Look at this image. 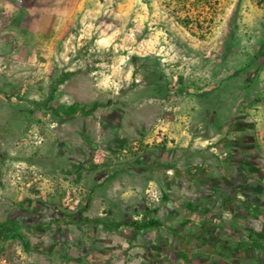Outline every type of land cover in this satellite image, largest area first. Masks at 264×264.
<instances>
[{"label":"crops","instance_id":"0c3cea01","mask_svg":"<svg viewBox=\"0 0 264 264\" xmlns=\"http://www.w3.org/2000/svg\"><path fill=\"white\" fill-rule=\"evenodd\" d=\"M69 5H26L24 68H40L41 43L56 38ZM243 57L245 67L251 57ZM204 74L174 103L152 99L60 127L32 122L35 96H27L15 112L25 125L1 132L0 256L14 264H248L264 233V81L200 89ZM70 198L81 202L74 212ZM149 219L161 226L123 225Z\"/></svg>","mask_w":264,"mask_h":264},{"label":"rangeland","instance_id":"374dc122","mask_svg":"<svg viewBox=\"0 0 264 264\" xmlns=\"http://www.w3.org/2000/svg\"><path fill=\"white\" fill-rule=\"evenodd\" d=\"M29 2L0 0V149L3 129L25 125L15 112L27 96H35L32 122L60 127L94 112L126 114L152 99L174 103L202 72L200 89L264 81V0H72L56 38L41 43L40 68L26 69L21 31ZM244 55L251 57L245 67ZM29 78L42 83H24ZM80 204L70 198V211ZM254 239L260 245L248 264H264V233Z\"/></svg>","mask_w":264,"mask_h":264},{"label":"trees","instance_id":"16d2710c","mask_svg":"<svg viewBox=\"0 0 264 264\" xmlns=\"http://www.w3.org/2000/svg\"><path fill=\"white\" fill-rule=\"evenodd\" d=\"M125 227L132 228L136 231L145 230L150 228L160 227L161 223L155 219H149L146 222H127L123 224Z\"/></svg>","mask_w":264,"mask_h":264},{"label":"built area","instance_id":"2783aa9c","mask_svg":"<svg viewBox=\"0 0 264 264\" xmlns=\"http://www.w3.org/2000/svg\"><path fill=\"white\" fill-rule=\"evenodd\" d=\"M0 264H14L7 262V259L4 256H0Z\"/></svg>","mask_w":264,"mask_h":264}]
</instances>
